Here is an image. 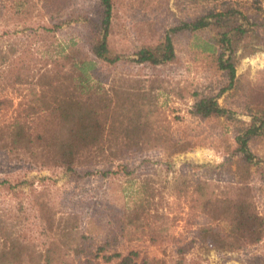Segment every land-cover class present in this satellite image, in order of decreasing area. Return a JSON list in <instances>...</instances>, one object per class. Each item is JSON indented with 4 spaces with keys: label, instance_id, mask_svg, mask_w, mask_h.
I'll list each match as a JSON object with an SVG mask.
<instances>
[{
    "label": "rangeland",
    "instance_id": "374dc122",
    "mask_svg": "<svg viewBox=\"0 0 264 264\" xmlns=\"http://www.w3.org/2000/svg\"><path fill=\"white\" fill-rule=\"evenodd\" d=\"M231 1L242 14H252L260 28L239 46L235 81L227 89L228 78L218 69L216 56L195 47L213 36L210 29L173 35L171 62H131L132 52L158 44L168 29L214 12L221 2L112 0L108 44L122 58L113 65L98 63L103 84L97 92L113 90L127 107L142 104L147 125L132 129L129 124L136 120L113 117L118 111L110 106L102 143L78 155L75 179L61 168L41 167L28 150L7 144L18 103L27 93L24 87L7 88V60L0 66V249L15 252V264H44L41 255L49 247L63 253L61 264H78L71 249L80 244L94 251L107 233L121 230L130 237L123 246L139 247L148 261H174V246L187 245L185 264H264V237L229 251L205 252L190 243L205 222L191 209V191L199 181L213 183L222 199L235 198L236 189L243 188L264 217V136L250 145L252 163L234 153L237 129L255 115L264 117V0ZM97 8V0H0V51L13 46L16 57L8 63L29 76L42 73L47 51L53 52L58 42L72 41L76 58H91L86 52L91 23L83 19H93ZM54 25L58 28L49 34L41 29ZM200 93L214 97L233 118L194 116V94ZM142 201L149 216L140 218L141 227L149 224L153 231L167 217L162 227L170 226L171 244L150 246L149 238L128 225ZM86 230L88 239H80Z\"/></svg>",
    "mask_w": 264,
    "mask_h": 264
},
{
    "label": "trees",
    "instance_id": "16d2710c",
    "mask_svg": "<svg viewBox=\"0 0 264 264\" xmlns=\"http://www.w3.org/2000/svg\"><path fill=\"white\" fill-rule=\"evenodd\" d=\"M97 1L95 17L83 19L84 22L91 23L92 38L87 39L86 46V52L91 58H76V45L72 41L58 42L53 52L47 51V63L42 73L29 76L18 69L15 70L13 61L11 64L8 63L10 58L16 57L13 46H8L5 52L0 51V66L2 67L7 60V69L9 68L7 88L24 87L22 92L27 93L25 100L18 103L16 114L10 125L11 133L7 127V135L10 133L11 137L7 139V144L28 150L33 160L41 167L48 168L51 165L61 168L68 177L73 179L79 176L74 170L78 155L102 143L106 127L104 118L110 106L118 111L115 114L112 113L113 117L116 114H123L122 120L128 122L132 119L136 120L129 124L132 129L139 125H147L145 116L148 115L142 104L136 108L131 102L127 107V105L124 106L125 99L121 103L113 90L105 91L103 94L97 92L103 84V79L99 77L102 75L96 72L98 63L113 65L122 58V55L112 53L108 44L112 0ZM214 1L221 2L214 12L202 14L190 22L182 23L179 27L168 29L158 44L143 46L132 52L131 62L154 66L171 62L175 56L173 35L180 31L194 33L210 29L213 36L199 40L195 47L203 53L216 56L217 67L226 74L227 89L230 88L235 81L236 67L239 63L236 52L250 34L260 26L252 21L254 18L252 14L251 16L242 14L233 1ZM17 6L24 7L21 3ZM259 10L261 11L262 8ZM262 20L264 21V17ZM56 28L58 27L54 25L51 28L42 27L41 29L45 34H49ZM93 93L96 97L92 99ZM107 94L115 98H110ZM192 114L202 120L233 118L231 112L218 106L214 97L202 93L194 94ZM115 119L111 120V125ZM263 136L264 117L255 115L249 124L237 129V135L234 138L235 155L247 163H252L254 157L250 151V145L255 139ZM216 191L217 188L213 183L205 181L197 182L192 188L191 193L195 200L192 202L191 209H195L205 222L196 230L190 243L197 244L205 252L229 251L258 244L264 237V217L259 215L254 198L249 196L243 188L236 189L238 193L235 198L228 199L220 198ZM144 205L146 207V201L136 206L133 218L129 217L127 220L128 225L149 238L150 246L162 245L161 242L171 244L172 238L168 234L170 226L164 227L165 229L162 227V224L166 225L167 217H164L155 229L153 227V231L149 224L141 227L140 218L148 220L149 216ZM139 211H141L140 216ZM84 232L86 233L79 235V238L87 240V230ZM128 235L129 232L125 230L116 234L107 233L94 251L84 250L79 244L71 249L72 254L76 256L78 264H82V261L86 259L87 264H91L92 259L97 261V264H185L187 245L176 248L174 246V261L153 262L143 257L144 252L139 247L123 246L124 241H129ZM43 254L41 257L44 264L64 262L63 253L54 247L47 248ZM16 257L15 252L5 248L0 249V264H15Z\"/></svg>",
    "mask_w": 264,
    "mask_h": 264
},
{
    "label": "clouds",
    "instance_id": "9594fccd",
    "mask_svg": "<svg viewBox=\"0 0 264 264\" xmlns=\"http://www.w3.org/2000/svg\"><path fill=\"white\" fill-rule=\"evenodd\" d=\"M262 55H264V54H262Z\"/></svg>",
    "mask_w": 264,
    "mask_h": 264
}]
</instances>
